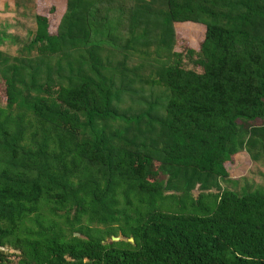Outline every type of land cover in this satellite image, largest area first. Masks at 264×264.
<instances>
[{
    "label": "trees",
    "instance_id": "trees-1",
    "mask_svg": "<svg viewBox=\"0 0 264 264\" xmlns=\"http://www.w3.org/2000/svg\"><path fill=\"white\" fill-rule=\"evenodd\" d=\"M119 1L64 0L54 33L34 14L26 56L0 52V264L4 247L16 264H264V189L219 186L238 151L264 160V0ZM176 21L203 26L199 71L171 51ZM151 43L176 56L147 80L163 100L119 109L126 54Z\"/></svg>",
    "mask_w": 264,
    "mask_h": 264
},
{
    "label": "rangeland",
    "instance_id": "rangeland-1",
    "mask_svg": "<svg viewBox=\"0 0 264 264\" xmlns=\"http://www.w3.org/2000/svg\"><path fill=\"white\" fill-rule=\"evenodd\" d=\"M132 2L131 0H120L118 5L126 12L127 6ZM155 5L158 4L156 3ZM52 8L55 11L53 10L54 12L51 13ZM63 8L64 0H0V52L11 59L14 56H26L23 49H25L27 42L33 35L35 28L34 14L47 16L48 31L54 33ZM141 26L142 24L136 29L137 33L141 31ZM126 28L127 23L125 20L118 28V33L121 36L120 38H122L118 45L127 37ZM173 28L174 41L171 51L180 53L179 59L182 67L199 71V68L193 65L192 60L196 56L195 52L198 51L199 42L203 37V26L189 21H176L173 22ZM147 30L152 35V29L149 28ZM133 46L136 50L131 49L128 50V53L126 52L124 68L128 71L126 73L132 74L134 77L132 88L135 89V92L130 95L124 94L118 103L119 109H127L129 111L143 108L150 101L162 102L164 94L162 87L150 84L147 80L155 78V70L165 65L168 61L171 62L176 57L170 54V58L167 59L162 51L160 52L161 55L158 56V53L154 52L152 43L140 52L138 51L140 48L138 44ZM190 49L194 53H188ZM113 54L111 55V60L113 62L119 60L120 54L117 51ZM4 104L5 84L0 76V106H4ZM230 162L229 165H226L228 176L220 179V187L232 189L238 193L264 189L263 159L251 160L245 150H240ZM156 176L159 179L162 177L160 174ZM192 193L195 195L197 190L194 188ZM3 251L7 254L8 263L6 264H16L17 256L12 253L13 250L4 247Z\"/></svg>",
    "mask_w": 264,
    "mask_h": 264
},
{
    "label": "water",
    "instance_id": "water-1",
    "mask_svg": "<svg viewBox=\"0 0 264 264\" xmlns=\"http://www.w3.org/2000/svg\"><path fill=\"white\" fill-rule=\"evenodd\" d=\"M110 239L111 240H119V239H125V238L121 235H117V236H111ZM128 240H131V238H128Z\"/></svg>",
    "mask_w": 264,
    "mask_h": 264
}]
</instances>
